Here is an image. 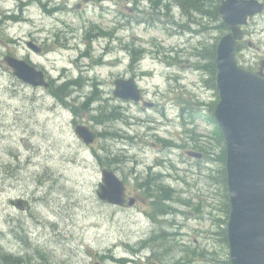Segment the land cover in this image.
Returning a JSON list of instances; mask_svg holds the SVG:
<instances>
[{
  "label": "rangeland",
  "instance_id": "1",
  "mask_svg": "<svg viewBox=\"0 0 264 264\" xmlns=\"http://www.w3.org/2000/svg\"><path fill=\"white\" fill-rule=\"evenodd\" d=\"M170 1L174 19L147 0H0V264H230L202 212L205 203H222L215 173L211 184L202 172L211 174L217 164L206 156L196 161L182 148L194 150L186 132L195 133L197 144L219 156L216 129L205 121L218 96L200 58L204 41L215 43L218 33H188L182 10L189 0ZM249 29L239 61L257 68L264 16ZM27 41L43 53L31 52ZM6 55L32 61L50 79L77 78L78 92L55 100L49 89L23 84ZM133 58L143 59L136 65ZM133 75L143 91L139 104L113 95L114 81ZM184 103L194 105L193 120L188 110L181 118ZM101 107L115 111V120L92 122ZM79 124L110 136L86 146L75 134ZM107 152L134 206L98 200L99 158ZM158 163L156 173L165 174V188L175 189L171 201L183 210L168 219L171 247L152 240L157 206L137 182V173Z\"/></svg>",
  "mask_w": 264,
  "mask_h": 264
},
{
  "label": "water",
  "instance_id": "2",
  "mask_svg": "<svg viewBox=\"0 0 264 264\" xmlns=\"http://www.w3.org/2000/svg\"><path fill=\"white\" fill-rule=\"evenodd\" d=\"M263 10L257 0H224L220 8L231 34L217 49V83L220 102L215 115L226 141L227 183L231 212L228 239L232 264H264V78L237 66L235 54L241 49L240 24ZM35 51L39 49L29 44ZM15 75L34 86L43 85V73L23 61L7 57ZM46 85V84H45ZM115 95L138 101L134 80L117 81ZM77 133L86 143L94 137L85 127ZM98 193L102 200L122 205L125 187L109 171ZM131 205L134 200H131Z\"/></svg>",
  "mask_w": 264,
  "mask_h": 264
},
{
  "label": "trees",
  "instance_id": "3",
  "mask_svg": "<svg viewBox=\"0 0 264 264\" xmlns=\"http://www.w3.org/2000/svg\"><path fill=\"white\" fill-rule=\"evenodd\" d=\"M198 2V0H197ZM218 0H209L207 7L209 10V14L208 16L210 18H212L213 20H218V8H219V4ZM198 8H202V7H198ZM208 13V11H207ZM220 28H225L226 26L224 25V23L220 22L219 24ZM202 56V60L205 61V69L208 72V76H209V81H208V85L210 86V88H215L216 89V82H215V75H216V63H215V59H216V46L214 45H210V44H206L203 47V53L201 54ZM68 84H64L62 86L59 87L58 91L59 92H64L65 94H60V98H63V96L68 95L66 97L70 96V91H67V86ZM217 140H218V147L221 149V159L223 161V164L221 166L220 171L218 172V176H217V182L219 184L222 185V203H226L227 205V215L229 213L230 207H229V196H228V189H227V175H226V167H225V146H224V139L223 136L220 132V130L218 131V136H217ZM149 187L151 186L150 182L148 181L146 183ZM162 185V186H159ZM165 188V184L164 182L158 181L156 185H154V191L151 193V196L153 197V202L152 203H160L162 204V206H164L163 204L167 203L168 195L166 192ZM164 210V209H163ZM224 243H227V237L225 236V241ZM8 254V253H7ZM4 257L8 256L6 254H2ZM10 257V256H8ZM17 261H19L17 259Z\"/></svg>",
  "mask_w": 264,
  "mask_h": 264
},
{
  "label": "flooded vegetation",
  "instance_id": "4",
  "mask_svg": "<svg viewBox=\"0 0 264 264\" xmlns=\"http://www.w3.org/2000/svg\"><path fill=\"white\" fill-rule=\"evenodd\" d=\"M263 2H264V0H262ZM248 26L246 27V28H244V33H245V40L242 42V45H243V48H245L244 47V44H245V41H247V38L249 37V32H248ZM249 43V45H251L252 43L251 42H248ZM261 62L262 61H264L263 59H261L260 60ZM260 69V67L257 69V70H259ZM172 204H174V203H172ZM175 205V209H177L178 211H180V213H183V211H182V209H180V207H178L176 204H174ZM207 209H209V211H208V213L209 214H212V215H218L219 217H222L224 214H225V212H224V210H223V208H221V207H218L215 203H211L208 207H207Z\"/></svg>",
  "mask_w": 264,
  "mask_h": 264
},
{
  "label": "bare ground",
  "instance_id": "5",
  "mask_svg": "<svg viewBox=\"0 0 264 264\" xmlns=\"http://www.w3.org/2000/svg\"><path fill=\"white\" fill-rule=\"evenodd\" d=\"M62 86V85H61ZM71 93H70V96L69 97H67V98H70V97H72L73 95H74V92L75 91H70ZM66 96H68V95H66ZM82 102H84V101H82ZM81 104H85V103H81ZM86 105V104H85ZM150 182V184H151V186L150 187H153L154 185H156L157 184V180L153 177V176H148L147 178H145V182L147 183V182Z\"/></svg>",
  "mask_w": 264,
  "mask_h": 264
}]
</instances>
